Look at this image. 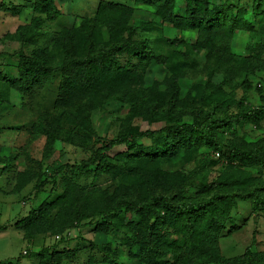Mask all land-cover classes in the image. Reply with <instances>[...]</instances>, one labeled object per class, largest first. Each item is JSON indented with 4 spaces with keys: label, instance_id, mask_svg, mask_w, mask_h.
<instances>
[{
    "label": "trees",
    "instance_id": "obj_1",
    "mask_svg": "<svg viewBox=\"0 0 264 264\" xmlns=\"http://www.w3.org/2000/svg\"><path fill=\"white\" fill-rule=\"evenodd\" d=\"M54 1L35 2V9L46 12V17L51 19L58 14ZM134 4H144L150 16L135 22ZM18 8L17 5L11 7L15 11ZM247 12L245 6L228 0H134L131 5L99 0L93 18L96 26L90 28L88 18L82 16L77 26L67 29L64 33L69 43L56 63L45 50L47 43L39 44L38 39L44 34L40 30V16L36 19V26L17 34L22 49L13 53L17 59L16 73L6 80L20 92L22 105L28 107L44 82L58 78L52 102L57 111L50 117L51 124L43 121L38 125L46 136L45 155L59 135L68 143L89 145L93 131L88 112L96 106L100 96L112 94L129 105L117 134L112 138L96 136L91 140L90 154L79 165L56 160L41 171L39 160L26 157L27 163L35 164L37 168L24 183L41 175L51 177L64 170H68V174L64 173L60 179V193L48 201H41L13 223L16 229L22 230L23 239L29 240L37 234H61L83 220L94 218L100 219L98 228L109 231L110 224L115 226L111 223L113 218L128 213L130 217L122 223L125 227L122 240L130 254L139 258L142 264H194L201 261L264 264V251H252L249 247L237 257L226 258L220 253L217 238L230 218V199L212 196L213 200L218 198L220 205H217L209 198L175 200L162 193L150 194L148 190L157 177L168 176L166 170L160 169L162 162L172 165L178 155L186 161L192 160L205 143L213 146L211 155L214 151H218L219 156L226 153L238 165L264 171V144L250 147L231 140L221 145L224 150H219L220 142L214 131L218 126L234 128L243 121L259 124L264 118V104H241L236 112L206 123L196 118L187 122L183 121L181 110L162 107L164 94L157 86L142 88L139 85L145 65L159 63L170 77L172 99L183 103L185 96L180 81L190 73L207 80L217 72L226 79L254 74L263 67L264 33L255 53L242 55L233 47L236 30L253 27L245 18ZM251 12L259 17L257 23L264 30V8L259 0L251 4ZM165 25L185 34L172 39L173 49L167 55L151 51L149 37H134L139 30L160 34ZM51 38L56 37L51 34L47 41ZM243 82L247 79L243 78ZM201 88L202 83L194 80L186 94L196 93ZM8 96L7 88L0 85V103L6 102ZM135 116L142 117L149 124L161 122V125L133 133L131 123ZM142 139L148 143L141 144ZM118 146H124L126 150L110 154ZM211 155L204 162L214 165L218 158ZM17 156L12 151L0 155L1 168H10ZM75 172L116 173L128 185L122 192L95 184L81 185L72 178ZM254 180L255 176L249 171L224 168L204 177L201 190L231 186L244 191ZM127 186L135 188L136 194L130 193ZM251 207L264 213V196L253 195ZM74 254L75 250L67 247L62 250L44 247L30 253L37 257V264H62L63 258H73Z\"/></svg>",
    "mask_w": 264,
    "mask_h": 264
},
{
    "label": "rangeland",
    "instance_id": "obj_2",
    "mask_svg": "<svg viewBox=\"0 0 264 264\" xmlns=\"http://www.w3.org/2000/svg\"><path fill=\"white\" fill-rule=\"evenodd\" d=\"M41 0H0V85L7 88L8 100L0 103V155L10 151L18 154L13 165L3 170L0 164V264H37V257L30 255L31 252L41 248L62 250L71 248L75 250L73 258H63L62 264H142L140 259L130 254L124 245L122 236L125 227L124 220L130 216L128 213L119 215L111 220L115 226L109 225V231L104 227L97 226L100 219L83 220L78 225L66 229L61 234H37L29 240L23 239L22 230L16 229L13 223L25 216L28 211L36 207L43 200H50L62 191L60 181L64 170L51 177H35L27 183L23 181L36 171L35 164L27 163L26 157H32L41 163V171L48 164L58 160L62 163L79 165L90 154L89 148L96 136L112 138L120 127L121 119L128 113L129 105L112 94L100 96L98 103L89 112V120L92 126L90 143L88 146H79L68 143L63 136H56L48 154L43 153L46 140L45 134L38 128L40 122L50 123L51 115L57 111L53 108V100L56 94L57 77L48 80L38 87V93L28 107L21 103V94L16 90L6 77H13L16 73V53L22 49L17 34L23 30L37 25V17L42 18L40 30L44 33L39 37V44L45 42V50L56 63L68 45L66 33L72 25L77 26L82 16L88 18V25L94 28V12L99 0H55L54 6L58 14L48 19L46 12H38L35 2ZM131 5L134 0H108ZM223 2L225 0H209ZM234 4L243 5L247 8L245 18L252 24L248 30H236V38L233 47L242 55L255 53L257 45L263 37L264 30L258 25L251 12V4L256 0H228ZM263 4L264 0H259ZM17 5L18 10L11 7ZM135 13L133 20L146 19L149 10L144 4H134ZM264 20V19H263ZM262 20V23H264ZM53 34L56 38L49 36ZM185 36L168 25H165L160 34H152L147 31H137L135 38L149 37L148 46L156 54L167 55L172 49L174 37ZM263 39V38H262ZM47 41V42H46ZM37 46V45H35ZM34 47V46H31ZM263 67L254 74L244 77L225 78L221 72L214 73L209 80L190 73L181 79L184 102L176 103L172 97L170 77L165 67L156 62L146 64L142 70V79L139 85L142 88L157 86L164 94L161 101L162 107H170L174 111L181 110L183 121L191 122L194 118L206 123L210 119L226 117L231 112H236L241 104L260 106L264 104V52L262 54ZM123 61V59H122ZM135 62V60H134ZM243 78L247 82H243ZM197 80L202 83V88L196 93H187L191 83ZM249 84V85H248ZM186 94V95H185ZM157 102V100H153ZM161 125V122L149 124L140 116H135L131 123L133 133L144 129H153ZM219 140V150H224L221 145L225 141L236 140L250 147H258L264 144V118L259 124L250 121L237 123L234 128L218 126L214 129ZM141 144L148 143L142 139ZM196 146V145H194ZM213 146L207 143L198 148L192 160L186 161L180 156L173 159V164L161 163L160 169L166 170L167 177H157L148 190L150 194L162 193L175 200L182 199H210L220 205L219 195L223 199H230V218L218 234L217 243L220 253L226 258L241 255L246 247L252 251H264V213L255 211L251 207L253 195L264 196V171L259 172L255 167L238 165L231 161L226 153L222 156L211 155ZM126 150L124 146H118L110 151V154ZM212 156L217 162L210 165L204 162L207 156ZM203 157V158H201ZM235 167L249 171L255 176V180L244 191L236 190L231 186H223L220 189L202 191L201 184L204 177L214 174V170ZM26 169V170H25ZM114 173V172H113ZM74 181L81 185L95 184L100 187L124 191L125 185L120 174L90 173L72 174ZM130 193L136 194L137 190L127 186ZM119 227V228H116ZM7 261H10L7 263ZM194 264H216L213 262H196Z\"/></svg>",
    "mask_w": 264,
    "mask_h": 264
},
{
    "label": "built area",
    "instance_id": "obj_3",
    "mask_svg": "<svg viewBox=\"0 0 264 264\" xmlns=\"http://www.w3.org/2000/svg\"><path fill=\"white\" fill-rule=\"evenodd\" d=\"M214 154H215V156H217V157L219 156V152H218V151H215Z\"/></svg>",
    "mask_w": 264,
    "mask_h": 264
}]
</instances>
